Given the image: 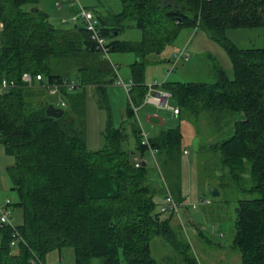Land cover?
I'll use <instances>...</instances> for the list:
<instances>
[{"label": "trees", "instance_id": "trees-1", "mask_svg": "<svg viewBox=\"0 0 264 264\" xmlns=\"http://www.w3.org/2000/svg\"><path fill=\"white\" fill-rule=\"evenodd\" d=\"M37 1L0 0V81L5 78L17 84L0 93V144L14 158L7 172L18 200L10 207L22 216V223L15 227L19 239L14 248L10 247L13 230L0 227V264H30L32 259L46 264L51 252L65 248L73 250L75 264L93 260L101 264H170L153 256L154 238L171 247L177 257L171 264H198L188 242L171 226L178 211L166 217L157 211L155 198L170 194L160 183L154 187L153 171L145 158L146 153L152 156L158 172L159 167L164 171L177 203L183 202L177 173L183 154L182 133L179 129L160 130L156 136L144 138L133 111L148 92L143 61L160 54L183 28L208 33L224 49L233 79L214 66L212 83L164 82L161 88L175 101V117L191 121L208 114L218 122L227 115H241L233 123V134L212 149L219 151L220 165L228 169L237 186L245 173L252 183L246 190L250 198L239 200L235 208L231 249L239 255L240 264H264V0H120L121 13L96 16L110 53L132 52L137 57L131 66L126 114L133 122L130 135L132 152L140 154L135 157L140 160L138 167L131 158L133 153L123 146L129 140L124 125H108L102 149L90 152L86 146L87 88L95 86L103 99L104 86L113 82L107 76L111 67H103L99 60L78 67L74 71L79 78L77 88L60 91L69 113L61 108L64 114L58 119L46 115L49 104L41 100L44 93L48 95L46 90L22 85L21 76L26 72L40 74L47 84L72 80L67 77L73 73L72 60L93 58L98 52L84 28H55L36 8ZM126 20L142 32L139 43L117 39L127 28ZM241 29H261L262 45L239 48L225 36L227 30ZM200 148L198 142L197 151Z\"/></svg>", "mask_w": 264, "mask_h": 264}, {"label": "rangeland", "instance_id": "rangeland-1", "mask_svg": "<svg viewBox=\"0 0 264 264\" xmlns=\"http://www.w3.org/2000/svg\"><path fill=\"white\" fill-rule=\"evenodd\" d=\"M44 5H48L53 11L51 14L52 23L55 28L74 27L77 25L83 28L82 19L78 13L72 19H65L67 24L60 25L57 23V15H55L56 2L60 4H69L68 0H39ZM65 2V3H64ZM79 3L87 7L90 11H99L108 15H116L122 12V4L120 0H74V4ZM107 15V16H108ZM124 25L127 27L121 31L118 40L129 44L139 43L142 39V32L131 27L133 22L126 20ZM225 36L239 48L259 47L262 45L261 29H241L227 30ZM181 51L189 56L190 62L178 61L174 65H170L174 60V55H178ZM93 58L85 56L72 60V72L70 77L75 82L79 81L78 73L74 72L80 66L93 65L94 61H100L103 67H111L112 72L107 76L113 79V82H122L126 85H132V65L136 62L137 57L132 52H114L109 54L107 59L100 52L93 53ZM96 57L97 59H95ZM95 59V60H94ZM75 62V63H74ZM142 77L144 85L149 90V86H153L154 92L164 91L161 87L164 82H182V83H212L214 81L213 67L219 66L223 69L229 79H233V69L230 59L224 49L209 34L200 29L183 28L180 30L177 38L169 44L160 54H153L143 61ZM115 68V69H114ZM108 78V79H110ZM93 87V86H91ZM110 87V88H109ZM36 91V90H34ZM85 97L84 116L85 121V138L88 151L94 152L105 146L104 133L108 125L118 126L122 124L125 110L128 106V96L122 86L110 85L106 89V94L102 99L93 88H88ZM43 103H48L57 107V97L44 95L41 97ZM106 100V101H105ZM107 102V103H106ZM168 106L176 108L175 101L171 98L168 100ZM143 108V107H140ZM136 116H141L143 112L149 113L158 118L151 119V124H144L150 127V132L158 133L160 130L179 129L183 136L182 141V157L180 160L181 180V197L183 202H178L171 192L164 171L159 167L155 168V163L149 153L145 158L148 161L153 173L151 179L154 187L160 185L164 189V195L167 192L173 197L175 202L186 207H179L178 213L171 220L173 230L188 242L191 252L196 258L198 264H240V258L237 253L232 251L231 243L235 234V208L238 201L250 198L246 192L252 183L249 174H243L239 185L230 178L227 168L220 165L219 151L212 149V146L219 144L223 140L229 138L233 134V123L241 118V115H227L218 122L214 117L208 114H200L198 118H192L191 121L175 117L168 109L152 106H144ZM64 111L69 113L68 109ZM177 115V114H176ZM160 121L163 123L160 124ZM142 126V125H141ZM129 127L124 126L129 140L123 144L125 150L133 153L134 139L129 133ZM143 128V127H142ZM144 131V129H143ZM200 136L199 144L201 148L195 151L192 142L196 135ZM144 138L146 137L143 135ZM133 139V140H132ZM138 152L131 154V158L139 157ZM14 158L5 153L4 147L0 144V206H4L6 201L16 203L17 194L11 190V183L7 170L13 165ZM169 178V177H168ZM160 183V185H158ZM211 189H215L219 195L211 196ZM167 191V192H166ZM165 197V196H164ZM157 196L155 202L157 211L160 212V204H164L165 198ZM208 201V204L201 203ZM197 206V208H193ZM166 216L169 212L163 213ZM11 225L16 227L22 223L21 214L10 209ZM198 228V229H197ZM151 251L158 261L169 262L170 264L177 260L175 254L169 245L163 244L160 238H154L151 242ZM46 264H75L74 253L71 248H65L61 252H51L46 257ZM90 264H101L99 260H93ZM123 264V263H121Z\"/></svg>", "mask_w": 264, "mask_h": 264}, {"label": "built area", "instance_id": "built-area-1", "mask_svg": "<svg viewBox=\"0 0 264 264\" xmlns=\"http://www.w3.org/2000/svg\"><path fill=\"white\" fill-rule=\"evenodd\" d=\"M79 17L82 19L83 28L89 33L90 40L94 43L95 48L98 52L104 55L107 59H109L110 48H109V41L102 35L101 29L99 27V21L96 16L90 12L85 10L84 8H80ZM75 20L76 17H73ZM189 56L181 51L178 55H174L173 65L180 61L184 60L187 61ZM115 69V68H114ZM22 85L26 88H40L46 90L48 95H56L60 93L61 90H68L72 91L75 90L78 84L74 80H63L62 82H54L52 84L43 83V77L40 74H30V73H23L21 76ZM117 86H122L126 92H129L131 89V85H126L122 82H116ZM17 87V84L13 80H8L3 78L0 81V93L8 92L9 90ZM148 93L144 98V104H151L157 108L163 107L172 111L174 115L178 114V108H173L168 106V100L171 99V94L167 91H155L153 90V86L148 87ZM65 106L64 103H61L60 108ZM140 160L135 159V166L138 167L140 164ZM165 202L161 206L160 211L162 213H177L178 207H180L177 203H175L170 195L165 197ZM201 203L208 204L209 202L204 200ZM10 202L6 201L4 206H0V227L1 226H9L12 230V239L10 242V247L14 248L17 244V239H19V235L16 232L14 226L11 225V218H10ZM193 208H196L194 206ZM37 260L32 259L30 260V264H36ZM41 264V263H39Z\"/></svg>", "mask_w": 264, "mask_h": 264}, {"label": "crops", "instance_id": "crops-1", "mask_svg": "<svg viewBox=\"0 0 264 264\" xmlns=\"http://www.w3.org/2000/svg\"><path fill=\"white\" fill-rule=\"evenodd\" d=\"M77 2H78V0H76ZM65 3V2H64ZM68 3L69 4H60V3H57L56 2V5H55V15H57L58 17L56 18L58 21H57V23H59L60 25H65V24H67V21H65V19L67 20H69V19H72L73 21H75L74 19H73V17H75L74 15L75 14H77V12H79V10H80V8H84L85 10H87V11H90L89 9H87V7H85V6H82V5H80L79 3H77V4H74V0H68ZM36 8L39 10V11H41L42 13H44L46 16H47V18H48V20H49V22L53 25V23H52V19L51 18H53V17H51V14H53V11L50 9V7L48 6V5H44L43 3H41V1H37V5H36ZM90 12H92L95 16H97V15H100V16H103V17H106L108 14L107 13H102V12H99V11H95V12H93V11H90ZM54 26V25H53ZM74 27H77V25H74ZM72 28V26H70V27H63L62 28V30H70ZM128 28H135V26L134 25H132L131 27H128ZM58 29V28H57ZM137 29V28H136ZM125 30V29H124ZM118 39V38H117ZM191 61V59L189 60V61H186L187 63L188 62H190ZM168 63L170 64V65H173V62H172V64H171V61H169L168 60ZM183 63H185V61L183 62ZM73 80V79H72ZM114 85V86H116V84H115V82H112V83H109V84H106L105 86H104V93H103V95L105 96V94H106V89H107V87L108 86H110V85ZM88 88H93L94 90H96V87L95 86H93V87H88ZM87 88V89H88ZM110 88V87H109ZM125 90V89H124ZM125 92H126V90H125ZM130 92V91H129ZM129 92H126V94H127V96L129 95L128 93ZM148 93V92H147ZM63 93H58V94H56V95H53L54 97H57V107L56 108H60V106H61V103H64L65 104V106H64V108L66 107V102H65V99H64V97H63V95H62ZM51 96V95H50ZM52 96V97H53ZM106 101V100H105ZM107 103V102H106ZM152 106V107H155V106H153V105H151V104H144V102L142 103V105H139L138 107H133V111H134V114H135V121L137 122V124L142 128V129H144V131H143V134L145 135V136H147L148 138L149 137H152V136H156L158 133H156L155 131L153 132V134H149V133H147V130H148V132H150V127L148 126V129L146 130V126L145 125H143V123L144 124H151V119H152V117L153 118H158V117H156V116H152V115H150L149 113L147 114L146 112H143V114H144V116L142 115L141 116V118H139V116H136V114L138 113V109L140 108V107H143L144 108V106ZM143 108H140V111H142L143 110ZM155 108H157V107H155ZM171 112V111H170ZM71 113V112H70ZM143 119V123H141V120ZM133 122H131L130 121V119L127 117V114H126V110H125V114H124V117H123V119H122V124H119L118 126H113L114 128H119V127H121L122 125H127L129 128V133L131 132V124H132ZM163 122L162 121H160V124H162ZM142 125V126H141ZM133 140V139H132Z\"/></svg>", "mask_w": 264, "mask_h": 264}, {"label": "water", "instance_id": "water-1", "mask_svg": "<svg viewBox=\"0 0 264 264\" xmlns=\"http://www.w3.org/2000/svg\"><path fill=\"white\" fill-rule=\"evenodd\" d=\"M63 114H64L63 109L56 108L53 105H49L46 109V115L48 117H51V118L58 119V118H61L63 116ZM198 142H199L198 137H195L193 142H192V146H193L195 151L198 150ZM210 193H211L212 197H217L219 195V193L215 189H211Z\"/></svg>", "mask_w": 264, "mask_h": 264}]
</instances>
